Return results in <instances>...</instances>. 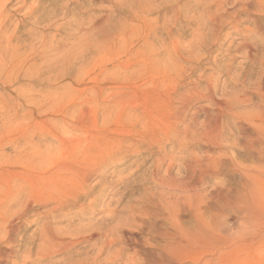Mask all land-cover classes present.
<instances>
[{"label":"rangeland","instance_id":"1","mask_svg":"<svg viewBox=\"0 0 264 264\" xmlns=\"http://www.w3.org/2000/svg\"><path fill=\"white\" fill-rule=\"evenodd\" d=\"M238 1L250 0H0V214L10 216L11 228L7 236L1 230L0 264H105V234L128 235L117 230L131 216L128 207L180 204V219L190 224L189 202L233 197L240 176L211 141L222 128H215L218 102L235 101L248 44L264 42V9L241 12L238 28L229 20ZM219 13L228 21L214 40L210 28ZM242 77L257 86L254 75ZM111 98H121L124 108ZM258 102L234 109L251 114ZM54 132L81 146L103 142L104 152L94 149L99 159H85L62 150L47 168L75 162L81 176L64 169L58 188L50 183L41 197L28 198L23 171L39 161L33 148L58 144ZM258 177L263 194L264 175ZM169 226L157 220L159 230ZM144 231L139 239L148 237ZM146 246L140 240L126 248L144 254Z\"/></svg>","mask_w":264,"mask_h":264},{"label":"bare ground","instance_id":"2","mask_svg":"<svg viewBox=\"0 0 264 264\" xmlns=\"http://www.w3.org/2000/svg\"><path fill=\"white\" fill-rule=\"evenodd\" d=\"M221 9H219V11ZM263 9H264V4L262 0H250L245 2L238 1V9L235 10L236 12L234 14L227 13V15L229 17V20L233 22L234 26L238 28L240 22H242L241 19L238 18L241 12L247 13L251 10H263ZM222 16L223 14L219 13L218 15H215L213 17V22L210 31L212 32L213 35L212 37H214V40L218 39L216 35L220 33L219 31L222 28V25L228 21L223 19ZM199 41H200V45L203 46L204 44H206L207 40L203 35V38ZM247 48L248 50L245 55V61L241 66V68L244 70L245 75H243L242 77V73H241V76L239 78L242 87L240 90V94H238L237 98L233 103H231V101L229 100L224 102L223 101L218 102L219 110L216 116L215 128L216 130L219 128V126L222 128L219 131V134L215 136L216 138H214V136L213 138H211V141L215 146L220 148V150L224 149L226 154L229 155L232 161L231 167L229 166L230 169L240 176L241 181L239 182L236 192L233 194V197L229 198L230 194L228 193V197L223 196L222 198H220L221 195L217 194V197H219V199L215 201L212 200L210 202H207L199 199L198 202L196 201L193 203L189 202L187 204L188 211L191 212L190 215L192 214L194 220V222L190 224H186L180 219V215H179L181 214L180 212L185 210L183 206H179L180 204L175 206L173 204L170 205V204L161 203L160 205H158L153 203L152 205L150 204L151 206L149 207L148 206L145 207L144 205L143 207L141 206L128 207L127 210L131 213L130 214L128 212L127 213L131 216L129 217L127 222H125V224L123 221L120 220L121 222H123V224L120 223L118 226L119 229L116 228L117 230L121 229L122 232L124 231L128 235L126 237H121L119 234L113 235L112 233L114 229L111 230L110 228L108 229H110L111 233L109 232L105 234V239H103L104 241L102 242V246L100 247L101 252L106 251L108 254L104 260L105 264H247L251 262L252 259H256L259 264H264V193L262 194L259 191L261 188V179H260L261 177H258L259 174L264 175V165L262 163V160H264V42L262 44L258 43L257 45L248 44ZM251 75H254L256 77V80H258L256 83L257 86H254L253 88L251 87L252 85L251 83H246L244 79L241 80V77L247 78V76H251ZM111 99H112L111 102L113 104L122 105L124 108L125 105L123 104L124 102L121 98L119 99L111 98ZM254 99H258L259 102L257 106L254 107L255 110L252 111L251 114L243 113L234 109L239 105L248 104L252 102ZM232 116L237 118L236 122L231 121ZM231 127L234 128L235 132H238L239 136L237 138L233 137L230 131ZM213 130H211L209 135L213 132ZM52 138L55 141H57L58 144L54 146L53 145L48 146L47 143V148L45 147L46 148L45 150L41 151L39 149L33 148V150L31 151L33 157H39L38 159L39 161L33 163L34 162L33 160L32 163L26 167L27 170L23 171V172H27L26 173L27 177H24V179L28 183L29 189L24 188L25 189L24 192L26 191L25 195H27L28 198L30 197V195H34V194L36 195L38 194L39 197H41L45 192L44 190H46L44 189V187L49 186L50 183L55 184V181L57 180L67 178V176L63 175L64 169H70L71 172H73V175L76 173L77 175L81 176L80 174L81 172H79L80 168L77 167V163L75 162L71 164L70 163L65 164L64 163L65 161L63 160L64 164L58 163L54 165V168L52 169H50L51 166L47 168L50 164L54 163L55 160H58L62 150L69 149L70 151H72L73 154L78 153L83 155L84 158L86 157L88 159L89 157L94 156L93 155L94 149L100 151L105 146L103 142L91 141V140H88V142H86L85 144L83 143V146H81V142L77 144L71 143L67 141L64 137H62L60 134L55 132L52 134ZM234 144L238 146V148H236V151H235V147H232V145ZM102 151L100 153H102ZM237 151H238V155L240 154L243 157V159L245 158L244 160L238 158V155L235 154ZM24 152H26V150ZM26 153L29 154V152ZM22 156H25V153L24 154L21 153V155L18 157L20 158ZM25 157L29 158L30 154L29 156H25ZM94 157L99 159L96 156ZM100 157H102V155ZM103 157L105 158V156ZM105 159H101V161L103 160L105 162L106 161ZM60 160L62 159L60 158ZM46 168L47 171L45 170ZM99 168H101V166H99ZM212 169L214 171H217L216 167L211 166L210 168V166H208L209 172L212 171ZM98 170L101 171V169ZM87 171L88 174H91L93 172V171L89 172V170ZM1 173L2 171H0V174ZM88 174L86 175L88 176ZM84 177L86 176L84 175ZM78 178L79 177L77 176V179ZM10 183L11 186L13 187L14 184L12 182ZM27 183L24 182V184ZM57 184L59 183L57 182ZM23 186L27 187L26 185ZM54 188H58L56 187V184ZM17 189L18 188H16V190ZM64 189L62 190L66 191ZM69 189L71 188H68V191ZM73 189H75V187ZM75 193L78 195L77 192ZM16 194L17 193H15V195ZM63 194H67V193H63ZM69 194L72 193L70 192ZM57 197H58L57 199H60L59 196ZM73 197L75 196L73 195ZM51 198H53V195ZM57 199L55 198V200ZM42 200L44 199L42 198ZM18 201L16 202V204L18 203ZM148 201L151 202V200ZM58 202L60 203V201H57V203ZM1 205H0V210L1 208H3V206L1 207ZM25 209L27 208L25 207ZM4 213L6 212L0 214V243L2 242L1 239H3V237L1 238L2 231L3 233H5L6 236L7 234L9 235L11 233L10 232L11 228L9 223L10 216ZM15 214H17V212ZM6 215L9 216V218H7ZM225 215L227 216L225 217ZM131 218H133L135 221H138L136 223L137 225L132 223ZM159 218H166L169 221L171 225L169 226L171 227L170 230H168L167 228L164 230H159L156 227L157 220ZM232 219L234 220L233 222ZM123 225H125V227ZM127 226L130 227L134 226L135 228L129 229L127 228ZM144 230L147 231L148 235L147 234L146 235L148 237H146V239L145 238L139 239L138 235ZM120 231L118 233H120ZM5 235L4 238L6 239ZM154 236H160L161 241L155 244H149L148 240ZM140 240L143 241V243L147 244L146 246V248L148 249L147 252L142 254L143 252L141 253L140 251L135 250L132 254H129L127 252L126 247L127 246L129 247L131 242H135L139 244ZM6 251L8 250L6 249ZM4 258L5 257H3V259ZM0 259L3 260L2 258ZM0 263H3V261Z\"/></svg>","mask_w":264,"mask_h":264}]
</instances>
